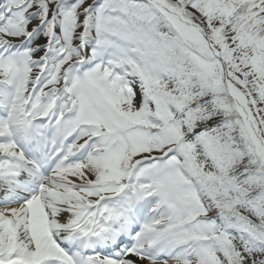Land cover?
Here are the masks:
<instances>
[{"label": "snow or ice", "instance_id": "snow-or-ice-1", "mask_svg": "<svg viewBox=\"0 0 264 264\" xmlns=\"http://www.w3.org/2000/svg\"><path fill=\"white\" fill-rule=\"evenodd\" d=\"M264 264V0H0V264Z\"/></svg>", "mask_w": 264, "mask_h": 264}, {"label": "rangeland", "instance_id": "rangeland-1", "mask_svg": "<svg viewBox=\"0 0 264 264\" xmlns=\"http://www.w3.org/2000/svg\"><path fill=\"white\" fill-rule=\"evenodd\" d=\"M146 264H147V262H146ZM169 264H175V261L170 260V261H169Z\"/></svg>", "mask_w": 264, "mask_h": 264}, {"label": "bare ground", "instance_id": "bare-ground-1", "mask_svg": "<svg viewBox=\"0 0 264 264\" xmlns=\"http://www.w3.org/2000/svg\"><path fill=\"white\" fill-rule=\"evenodd\" d=\"M145 264H146V262H145Z\"/></svg>", "mask_w": 264, "mask_h": 264}]
</instances>
